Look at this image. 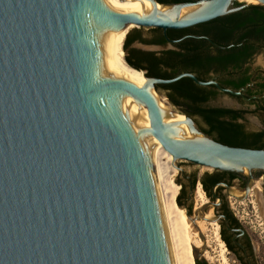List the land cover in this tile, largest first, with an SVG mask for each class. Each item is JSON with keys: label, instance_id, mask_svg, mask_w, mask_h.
<instances>
[{"label": "water", "instance_id": "1", "mask_svg": "<svg viewBox=\"0 0 264 264\" xmlns=\"http://www.w3.org/2000/svg\"><path fill=\"white\" fill-rule=\"evenodd\" d=\"M147 2L149 11L122 13L106 0H0V264H173L134 107L173 167L185 160L243 173L248 185L264 171V148L216 141L156 84L188 77L230 95L240 90L191 72L147 76L123 58L144 81L127 83L114 56L115 34L126 27L161 28L172 43L167 29L264 0Z\"/></svg>", "mask_w": 264, "mask_h": 264}, {"label": "trees", "instance_id": "2", "mask_svg": "<svg viewBox=\"0 0 264 264\" xmlns=\"http://www.w3.org/2000/svg\"><path fill=\"white\" fill-rule=\"evenodd\" d=\"M146 30L154 36H144L143 28L135 26H131L125 35L124 58L129 65L147 76L159 78L191 72L201 80L215 78L219 84L237 90L249 81L245 63L256 51V44L264 43V6L252 4L207 22L167 29L169 38H181L169 48L142 50L130 47L134 41L166 44L161 28ZM156 90L173 110L193 118L199 128L216 141L231 146L264 148V130L246 132L243 129L245 111L209 104V100L217 94L215 86L197 85L190 78L182 77L171 83L156 84ZM262 102L264 104V98ZM261 107L264 111V105ZM178 197L177 194L176 203L180 206ZM195 264H198L197 260Z\"/></svg>", "mask_w": 264, "mask_h": 264}, {"label": "flooded vegetation", "instance_id": "3", "mask_svg": "<svg viewBox=\"0 0 264 264\" xmlns=\"http://www.w3.org/2000/svg\"><path fill=\"white\" fill-rule=\"evenodd\" d=\"M142 32L148 38L154 36L146 29ZM180 39L172 40L177 42ZM174 43L166 41L165 45H146L161 47L160 50L169 48L167 45L172 46ZM256 46V51L245 63L249 81L237 89L240 90V94L230 95L216 88V96L228 95L244 108H224L264 114L261 107L264 105L262 102L264 68L254 63L257 55L264 54V43H257ZM210 79L218 83L215 78ZM242 124L246 132L264 130L263 128L249 129L244 121ZM174 170L173 182L179 187L177 194L180 209L193 219L197 227V222L203 221V227L213 236L218 250L221 251V258L225 257L223 260L227 264H264V171L253 172L252 181L248 185L249 180L246 174L217 169L208 170L185 160H179ZM197 189L202 192L204 201L197 195ZM187 220L190 222V219L187 218ZM202 229L199 228L200 231ZM196 260L198 264L206 262L200 258Z\"/></svg>", "mask_w": 264, "mask_h": 264}, {"label": "bare ground", "instance_id": "4", "mask_svg": "<svg viewBox=\"0 0 264 264\" xmlns=\"http://www.w3.org/2000/svg\"><path fill=\"white\" fill-rule=\"evenodd\" d=\"M126 1L128 2H120V0H106L107 4L112 7L113 10L122 13H135V5L146 11L151 9V7L148 6L147 0ZM128 29L129 28L126 27L115 34L114 56L117 65L122 71L123 81L142 85L144 81H142L140 77L141 72L128 66L123 59L124 50L122 45ZM149 92L155 101L158 100V102H162L161 99H159L151 91ZM134 110L150 149L172 263L195 264L194 252H196L198 247L201 246L202 241L200 239V233L196 235L195 233L192 234L190 232L185 213L179 206L176 205L175 198L179 187L173 182L175 170L171 155L157 142L152 132L148 131L147 128L149 124L142 110L139 107H134ZM176 118H180V116H176ZM196 193L202 201H204L200 189H197ZM197 225L200 229H202L203 221H198Z\"/></svg>", "mask_w": 264, "mask_h": 264}, {"label": "rangeland", "instance_id": "5", "mask_svg": "<svg viewBox=\"0 0 264 264\" xmlns=\"http://www.w3.org/2000/svg\"><path fill=\"white\" fill-rule=\"evenodd\" d=\"M123 43H124V40H123ZM144 45L145 44H141L137 41H134L130 47H135V48H139L142 50H157L159 48V47H154L151 49H143L142 46ZM124 55H125V50H124ZM254 63L264 68V54L257 55L254 58ZM164 100L167 101L165 98ZM209 104L212 106L244 108V106L241 105L237 100L225 94H221V95L216 96L215 98L210 99ZM243 121L246 124L247 128L249 129H262V128L264 129V114L263 113H245ZM188 226L192 234L193 233H195L196 235L198 234L194 226L189 221H188ZM201 234L202 236L200 237V239L202 241V244L197 249L199 253L198 258H200V260H203V261L205 260L207 264H227L221 258V254H220L221 251L218 250V246L216 242L213 240V236H211L209 231H207L203 227V229L201 230Z\"/></svg>", "mask_w": 264, "mask_h": 264}]
</instances>
